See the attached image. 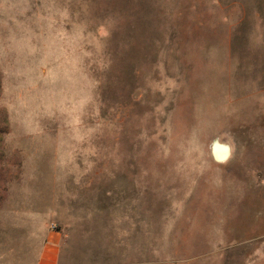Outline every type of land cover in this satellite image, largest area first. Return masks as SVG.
I'll return each instance as SVG.
<instances>
[{"label":"rangeland","instance_id":"1","mask_svg":"<svg viewBox=\"0 0 264 264\" xmlns=\"http://www.w3.org/2000/svg\"><path fill=\"white\" fill-rule=\"evenodd\" d=\"M0 264H264V0H0Z\"/></svg>","mask_w":264,"mask_h":264},{"label":"bare ground","instance_id":"2","mask_svg":"<svg viewBox=\"0 0 264 264\" xmlns=\"http://www.w3.org/2000/svg\"><path fill=\"white\" fill-rule=\"evenodd\" d=\"M213 153L217 158L225 160L229 155V149L227 147L215 144L213 147Z\"/></svg>","mask_w":264,"mask_h":264},{"label":"water","instance_id":"3","mask_svg":"<svg viewBox=\"0 0 264 264\" xmlns=\"http://www.w3.org/2000/svg\"><path fill=\"white\" fill-rule=\"evenodd\" d=\"M212 157H213V153H212Z\"/></svg>","mask_w":264,"mask_h":264}]
</instances>
